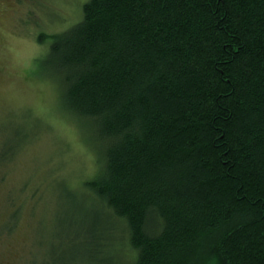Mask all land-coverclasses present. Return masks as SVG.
<instances>
[{
	"label": "trees",
	"instance_id": "16d2710c",
	"mask_svg": "<svg viewBox=\"0 0 264 264\" xmlns=\"http://www.w3.org/2000/svg\"><path fill=\"white\" fill-rule=\"evenodd\" d=\"M52 40L101 162L73 260L264 264V0H87Z\"/></svg>",
	"mask_w": 264,
	"mask_h": 264
},
{
	"label": "rangeland",
	"instance_id": "374dc122",
	"mask_svg": "<svg viewBox=\"0 0 264 264\" xmlns=\"http://www.w3.org/2000/svg\"><path fill=\"white\" fill-rule=\"evenodd\" d=\"M86 1L0 0V264H83L68 239L80 208H96L85 183L101 168L97 140L64 110L45 58Z\"/></svg>",
	"mask_w": 264,
	"mask_h": 264
}]
</instances>
